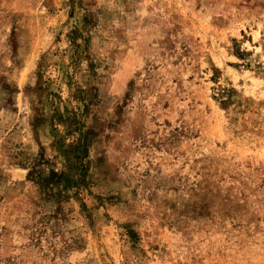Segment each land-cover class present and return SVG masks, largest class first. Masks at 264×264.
<instances>
[{
  "label": "rangeland",
  "instance_id": "obj_1",
  "mask_svg": "<svg viewBox=\"0 0 264 264\" xmlns=\"http://www.w3.org/2000/svg\"><path fill=\"white\" fill-rule=\"evenodd\" d=\"M0 264H264V0H0Z\"/></svg>",
  "mask_w": 264,
  "mask_h": 264
}]
</instances>
